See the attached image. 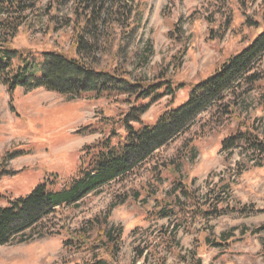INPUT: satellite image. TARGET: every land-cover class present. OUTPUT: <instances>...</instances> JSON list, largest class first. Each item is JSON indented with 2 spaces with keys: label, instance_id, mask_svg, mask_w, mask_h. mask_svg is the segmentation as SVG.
Returning <instances> with one entry per match:
<instances>
[{
  "label": "rangeland",
  "instance_id": "1",
  "mask_svg": "<svg viewBox=\"0 0 264 264\" xmlns=\"http://www.w3.org/2000/svg\"><path fill=\"white\" fill-rule=\"evenodd\" d=\"M128 2L134 18H142L133 37L126 38L127 49L138 53L129 56L133 59H127L126 67L151 83L168 70L175 84H183L174 97L152 100L141 116V124H152L163 111L183 103L194 83L213 73L218 64L264 29V0ZM38 8L39 12L30 14L19 28L11 45L30 51L36 60L44 50L71 52V28L62 27L56 19L72 15V2L40 0ZM174 24L181 27L182 36L173 35ZM115 34L118 37L119 31ZM143 55L147 57L145 62ZM113 58L105 55L100 62L107 64ZM252 88L238 103L237 116L219 117L218 111L206 108L185 133L157 149L123 179L86 195L78 206L57 208L55 218L46 222L54 223L53 233L28 238L27 231L21 236L25 240L14 238L0 245V264H77L89 259L88 251H68L63 245L64 234L57 231H63L64 226L78 227L84 220L104 213L111 203L116 206L109 223L122 228V246L115 264H153L150 259L134 261L133 248L157 237L162 226L170 233L177 225V251L189 255L196 248L202 264H264V231L252 233L264 226V160L262 165L254 164L239 149H221V139L239 128L241 120L248 122L263 115L258 101L261 88ZM128 107L124 96L116 100L106 96L81 99L43 88L19 87L9 93L0 82V204L5 205L6 197L28 194L53 173L60 181L54 187L60 186L76 172L85 144L112 132L124 134L121 119ZM116 137H112L113 142ZM179 179L199 197L216 184L228 183L229 194H222L228 208L246 206L254 212L240 214L230 208L214 218H187L183 226L179 225L182 216L178 212L149 214L156 210L157 201H171V189ZM210 231L218 237L233 231L234 237L227 246H208L203 239ZM177 262L173 255H167L166 264Z\"/></svg>",
  "mask_w": 264,
  "mask_h": 264
},
{
  "label": "trees",
  "instance_id": "2",
  "mask_svg": "<svg viewBox=\"0 0 264 264\" xmlns=\"http://www.w3.org/2000/svg\"><path fill=\"white\" fill-rule=\"evenodd\" d=\"M39 1L0 0V82L7 91L11 93L17 87L27 90L43 88L81 99L106 96L116 100L118 96H124L129 107L121 119L124 134L112 132L108 137L85 144L80 149L76 172L60 186L54 187L60 181L53 173L28 194L6 197L5 205L0 204V245L14 238L25 240L21 236L27 231L28 238L33 234L42 237L53 233L54 223L46 222L55 218L57 208L78 206L86 195L95 194L105 184L123 179L157 149L185 133L197 114L206 108L218 111L219 117L237 116L238 103L254 86L261 88L258 89V101L263 115L248 122L241 120L239 128L221 139V149H239L240 154L247 155L254 164L262 165L264 29L240 51L218 64L213 73L194 83L183 103L163 111L154 123L141 124V116L148 110L152 100L163 96L174 97L183 84H175L168 70L160 73L158 80L151 83L126 67L129 56L138 54L135 50L127 49L126 38L133 37L142 18H134L133 7L128 0H67L72 2V15L56 21L62 27L71 28L73 50H44L36 60L33 53L15 48L11 43L29 15L39 12ZM59 2L66 3V0ZM173 28L174 36H182L181 27L174 24ZM117 30L118 37L115 34ZM105 55H113L114 58L102 64L100 59ZM143 61H147L146 55H143ZM217 116L212 113V117ZM134 123L139 125L134 127ZM113 136H117L114 142ZM229 191L228 183L216 184L199 197L179 179L171 189V201H157L156 210L149 214L167 216L178 212L182 216V219L177 217L180 219L179 225L183 226L187 218L191 221L197 217L214 218L225 214L230 208L240 214L254 212L253 208L246 206L228 208L222 196L229 194ZM127 197L123 196L120 201ZM115 206L116 203H111L104 213L84 220L74 229L67 226L63 227V231L58 229L57 234H64L63 245L68 251L91 253L89 259L77 264H115L122 246V228L109 223ZM173 230L169 233L162 226L157 237L143 240L142 245L137 244L133 248L134 261L143 258L145 262L150 259L153 264H166L169 254L176 258L178 264H202L196 248L189 255L177 251L178 225ZM260 231H264V226L254 229L252 233ZM232 232L222 233L218 237L214 231H210L203 242L208 246H227L231 237H234ZM145 250L147 253L143 255Z\"/></svg>",
  "mask_w": 264,
  "mask_h": 264
}]
</instances>
